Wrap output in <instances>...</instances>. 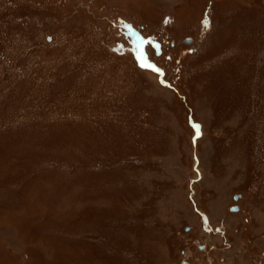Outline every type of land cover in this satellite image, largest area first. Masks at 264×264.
<instances>
[{
    "label": "rangeland",
    "instance_id": "374dc122",
    "mask_svg": "<svg viewBox=\"0 0 264 264\" xmlns=\"http://www.w3.org/2000/svg\"><path fill=\"white\" fill-rule=\"evenodd\" d=\"M260 197L264 0H0V264H257Z\"/></svg>",
    "mask_w": 264,
    "mask_h": 264
},
{
    "label": "flooded vegetation",
    "instance_id": "af4514ba",
    "mask_svg": "<svg viewBox=\"0 0 264 264\" xmlns=\"http://www.w3.org/2000/svg\"><path fill=\"white\" fill-rule=\"evenodd\" d=\"M165 41L166 40H164V42ZM163 45H164V43H163ZM162 50H164L163 47H162ZM234 194H238V196L234 197ZM234 194H233V197H234V199H236V201H238L239 199H242L244 197L242 192H235ZM253 199L254 198L248 199V202H249L248 204L251 206V208H249V209L245 208L247 203L245 205H243V204L234 202L233 204L237 206V209H234V210L230 209V206L233 205V204H231L229 206V211L233 212L234 214H236L237 220H238V216L241 215L243 220H245L246 222H251L252 221V220L249 219V217L247 215L249 214L250 218H253L252 213L254 211H256V212L261 211V214L263 216V214H264L263 213V211H264V209H263V207H264V199L262 197H260L259 199H254L256 201H260V208L257 207L255 209H253V207L256 206V204H255L256 201H254ZM199 213H200V215H202V217L204 219L203 222H206V218L203 216V211H201L199 209ZM243 213H245V216L243 215ZM206 215H207V221H210V218H209L207 213H206ZM260 221H261V223H260L259 228H261V229L258 232H262V231L264 232V217H260ZM226 223L227 222L222 220L221 222H218L216 224H213V225L210 224V231L211 232H209V233L211 235H215L216 237L219 236L220 239L211 240V238L208 237L209 239L207 238L204 241H199L196 244V248H197L198 252L201 251L205 255H206V253H207V255L210 254L212 259L214 260V263H213V260H209V259L207 260V258H208V256H207L205 258V264H219V263L228 264L229 261H230V258L237 259L236 257H234V255H238V256H241L242 258H245L244 257L245 254L243 253V249H244V251H247L249 249V247H248V243H250L249 239L247 241L248 242L247 244L239 245L238 244L239 241L236 242L235 240H232V238L230 236L227 235L228 234V227H227ZM190 229H191V226L189 225V227L187 229H185V230L188 231ZM235 231L237 233H238V231L240 232V230L238 228H236V227H235ZM261 244H262V241H261ZM263 245H264V243L261 246H259L257 243L256 244H251V247H252L251 251H254V252L257 251L258 252L257 254H259V257L256 258V263L257 264H263L264 263V246ZM214 249L216 250V253L214 251L213 252V256H212L211 252ZM221 250H224L223 254L225 256L224 255L221 256V254L217 255V253H219ZM181 251H182L183 254H185V256L183 255V257H180L175 264H186V263L187 264H197L191 258V256L185 252L184 249L181 250ZM261 251H263V253H261ZM232 254H233V256H232ZM261 257H263V258L261 259ZM262 260H263V262H262ZM238 264H255V263H251L250 261L246 262L245 260H242Z\"/></svg>",
    "mask_w": 264,
    "mask_h": 264
},
{
    "label": "snow or ice",
    "instance_id": "6c2138e0",
    "mask_svg": "<svg viewBox=\"0 0 264 264\" xmlns=\"http://www.w3.org/2000/svg\"><path fill=\"white\" fill-rule=\"evenodd\" d=\"M144 43H146V41L141 40V41H140V44L138 45V47L142 49V46H143ZM138 59H141V60L144 59L142 51H140V52L138 53ZM141 66H142V67H143V66L153 67L154 70L159 71V69L154 68V66L151 65V64H144V63H142ZM196 133H197V135L200 134V131H199V125L196 126Z\"/></svg>",
    "mask_w": 264,
    "mask_h": 264
},
{
    "label": "water",
    "instance_id": "95a60500",
    "mask_svg": "<svg viewBox=\"0 0 264 264\" xmlns=\"http://www.w3.org/2000/svg\"><path fill=\"white\" fill-rule=\"evenodd\" d=\"M238 196V194H234V197H237ZM235 208H237V206L235 207ZM184 262V261H183ZM187 264V263H186Z\"/></svg>",
    "mask_w": 264,
    "mask_h": 264
}]
</instances>
